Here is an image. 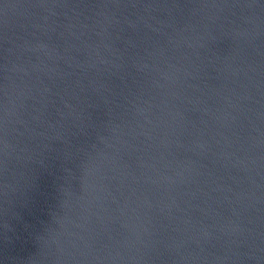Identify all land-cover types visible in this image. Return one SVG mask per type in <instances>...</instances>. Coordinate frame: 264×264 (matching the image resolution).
<instances>
[{
	"label": "water",
	"instance_id": "obj_1",
	"mask_svg": "<svg viewBox=\"0 0 264 264\" xmlns=\"http://www.w3.org/2000/svg\"><path fill=\"white\" fill-rule=\"evenodd\" d=\"M0 264H264V0H0Z\"/></svg>",
	"mask_w": 264,
	"mask_h": 264
}]
</instances>
